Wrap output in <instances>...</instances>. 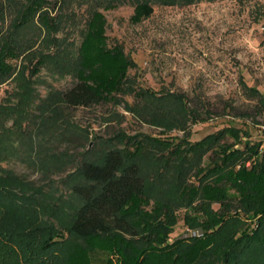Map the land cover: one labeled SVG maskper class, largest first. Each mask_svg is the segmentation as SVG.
Listing matches in <instances>:
<instances>
[{"label": "rangeland", "instance_id": "rangeland-1", "mask_svg": "<svg viewBox=\"0 0 264 264\" xmlns=\"http://www.w3.org/2000/svg\"><path fill=\"white\" fill-rule=\"evenodd\" d=\"M152 1L47 0V7L36 12L32 23L14 37L21 55L8 61L12 74L0 86V188L18 195L45 188L44 194L39 193L36 218L30 220L27 215L23 221L41 227V241L53 231L49 238L61 245L44 254L58 248L55 264L117 262L115 254L90 247L68 233L80 202L68 193L62 180L76 170L79 154L90 149L89 158L96 159L112 144L126 149L154 139L147 142L145 151L148 148L155 157L162 151L156 142L187 137L176 127L164 128L153 99L137 97L144 90L161 96L184 94L189 106L200 101L209 109V116L201 114L204 119L197 124L185 117L192 142L235 127L249 131L251 142L264 144V116L258 112L257 97L245 87L257 89L264 97V0H194L186 4L175 0L177 4L172 6L154 5L151 18H143L145 10L139 8L155 3ZM45 13L53 24L50 30L39 20ZM13 17L14 13L5 15L0 35L12 30ZM127 56L135 62L129 70ZM79 78L96 88L101 104L65 108L61 92ZM179 148L182 156L188 152L186 143ZM213 159L208 154L203 165L211 166ZM143 164L145 177L152 176L149 165ZM187 177L186 185L195 183ZM226 190L232 208L221 227L211 224L224 211L218 203L210 204L207 214L198 211L196 202L194 208L176 209L169 219H157L152 188L135 205L139 209L135 220L145 216L149 222H167L172 231L158 245L171 254L167 264H222L229 246L226 264H264L263 232L258 238L250 234L234 242L236 234L246 235L256 221L235 211L237 192ZM6 219L0 214V224L14 221ZM3 234L7 233L0 225V264H9L12 250L8 252ZM176 239L182 245L174 246ZM30 245L26 237L21 256L30 254L34 249ZM20 264L33 263L23 259Z\"/></svg>", "mask_w": 264, "mask_h": 264}, {"label": "trees", "instance_id": "trees-1", "mask_svg": "<svg viewBox=\"0 0 264 264\" xmlns=\"http://www.w3.org/2000/svg\"><path fill=\"white\" fill-rule=\"evenodd\" d=\"M179 1L185 4L194 2ZM152 2L155 3L139 8L141 12L145 10L142 13L143 18H151L154 5L177 4L175 0ZM47 5V0H0V23H4L8 12L15 14L9 26L12 30L0 35V86L6 84L12 74V66L8 61L18 59L21 55L20 47L14 40L16 33L28 27L35 13ZM137 7L135 11L138 10ZM45 14L46 16L40 15L39 20L43 19L50 30L53 24L49 23L51 20L47 13ZM123 51V47H120L119 54L122 55ZM126 59L129 70L135 66V62L128 56ZM245 87L257 97L258 112L264 116V97L257 89ZM139 94L137 97L153 99L152 103L157 106L159 120L163 121L161 124H165L164 128L169 130L176 127L185 131L187 137L182 141L170 139L156 142L162 151L157 154L154 152L157 155L155 157L152 152L150 154L148 148V151H145L147 142L153 143L154 139H147L146 145L144 140H141L126 149L112 144L103 149L96 159L89 158L92 152L90 149L79 154L76 170L62 180L64 185L68 186V193L80 202L72 214L68 233L90 247L106 249L115 254V264H167L171 254L158 247L159 242L165 241L172 231L167 222L152 223L145 216L143 220H135L139 211L135 205L147 198L151 188L152 192H156L157 208L154 217L157 219L161 216L169 219L176 209L184 206L194 208L196 202L198 211L207 214L210 204L218 203L224 211L220 216L211 219L215 228L221 227L224 217L232 208L226 190L231 188L236 190L238 195L235 211H240L239 215L242 216L248 214L250 219L256 221V226L246 235L236 234L234 242L246 239L250 234L253 238H258L264 233V144L261 141L251 142L249 131L235 127L222 128L192 142V133L186 128L185 117L191 120V124H197L204 119L201 114L209 116L210 111L205 105H200L198 101L194 107L189 106L184 94L169 93L161 96L149 90ZM61 101L65 108L70 110L89 108L102 103L96 88L81 78L61 92ZM169 122L171 124L166 126ZM244 136L246 140L242 142ZM228 138H232L233 142H224ZM184 143L187 144L188 152L182 156L179 147ZM238 144L242 147L234 148ZM260 146L263 148L260 149ZM208 154L214 158L211 166H205L202 162ZM143 162L149 165L152 176L145 177ZM248 162L250 164L246 166ZM187 176L193 178L195 183L186 185L189 180ZM44 190L45 188L31 191L28 195H18L0 188L1 217L7 218V221L14 219L11 224H5L6 221H1L0 224L2 232L7 233L3 236L4 242H8V252L12 250V253L8 254L9 264H20L23 259L25 263L28 260L33 264H55L57 253L54 251L58 248L54 251L53 249L61 244L52 242L53 231L50 230L48 238L41 241V227L32 223L28 226L23 221L27 215L30 220L35 217L39 193L44 194ZM26 237L34 248L27 257L21 256L22 242ZM180 241L176 239L173 245H182ZM38 242L41 244L35 249ZM51 247L52 252L45 255L44 251ZM229 247L225 248L222 264L227 263L226 257L231 251V246Z\"/></svg>", "mask_w": 264, "mask_h": 264}]
</instances>
